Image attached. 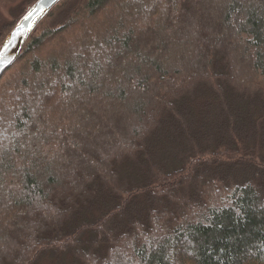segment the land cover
I'll use <instances>...</instances> for the list:
<instances>
[{"label":"trees","instance_id":"1","mask_svg":"<svg viewBox=\"0 0 264 264\" xmlns=\"http://www.w3.org/2000/svg\"><path fill=\"white\" fill-rule=\"evenodd\" d=\"M0 264H264V0L60 2L0 79Z\"/></svg>","mask_w":264,"mask_h":264},{"label":"water","instance_id":"2","mask_svg":"<svg viewBox=\"0 0 264 264\" xmlns=\"http://www.w3.org/2000/svg\"><path fill=\"white\" fill-rule=\"evenodd\" d=\"M63 0H38L19 19L0 47V79L16 62L29 36L43 19ZM29 13L31 15L29 16ZM25 17H28L25 19Z\"/></svg>","mask_w":264,"mask_h":264},{"label":"rangeland","instance_id":"3","mask_svg":"<svg viewBox=\"0 0 264 264\" xmlns=\"http://www.w3.org/2000/svg\"><path fill=\"white\" fill-rule=\"evenodd\" d=\"M30 1L32 0H0V29L15 21L20 16L22 7Z\"/></svg>","mask_w":264,"mask_h":264},{"label":"snow or ice","instance_id":"4","mask_svg":"<svg viewBox=\"0 0 264 264\" xmlns=\"http://www.w3.org/2000/svg\"><path fill=\"white\" fill-rule=\"evenodd\" d=\"M31 15V13H29V16ZM28 17H25V19H27Z\"/></svg>","mask_w":264,"mask_h":264}]
</instances>
